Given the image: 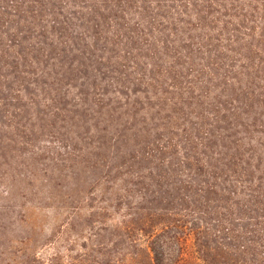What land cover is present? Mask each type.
Masks as SVG:
<instances>
[{
  "label": "trees",
  "instance_id": "trees-1",
  "mask_svg": "<svg viewBox=\"0 0 264 264\" xmlns=\"http://www.w3.org/2000/svg\"><path fill=\"white\" fill-rule=\"evenodd\" d=\"M85 106L111 127L48 187L57 231L35 249L21 195L0 264H264V0H0V177H24L17 119Z\"/></svg>",
  "mask_w": 264,
  "mask_h": 264
},
{
  "label": "rangeland",
  "instance_id": "rangeland-1",
  "mask_svg": "<svg viewBox=\"0 0 264 264\" xmlns=\"http://www.w3.org/2000/svg\"><path fill=\"white\" fill-rule=\"evenodd\" d=\"M70 93L73 97L74 94L71 90ZM139 101L135 103V108L125 107L123 102L112 103V109L118 113V116H122L113 119L125 123L128 118L124 117L123 113H139L143 109V101ZM73 104V98L70 97L64 102V107L75 110ZM77 109L80 110L79 112L85 113L87 117H21L19 120L17 119L20 124L34 129V131L27 139L23 138L28 142L24 149L14 151L12 154L15 160V164L12 165L15 169L14 173L16 172V175L23 174L22 180L19 183L10 184L4 180L7 179L6 177H0V206L5 207L4 210L0 209V216L2 212L4 215V220L0 221V226L6 228L0 235V251L7 247L8 242L6 241H13L14 247H19L20 244L14 241H20L27 236L22 230L28 229V227L10 214L15 203H18L21 199V195L41 207V209H32L30 212L31 222L29 220V224L33 229L35 249L41 247V245L43 247L49 244V240L53 237H51V234L53 235L57 231V226L61 222L63 214L61 215L59 211L52 207L49 208L54 203L47 193L48 187L58 184L59 189L61 188L60 190L64 191L65 187L72 181L70 176L76 171L73 169L74 164H70L69 157L83 156L80 158H84L88 156V159H92L91 156L86 154L93 143L90 137L95 136L93 140H96L98 139L96 137L103 135V133L100 135L95 134L94 128L101 130L111 127L110 120H107L106 117H93L89 106H85L84 109ZM18 134L24 136L22 133ZM1 135L4 136L3 142L11 137L14 138L5 130L4 132L1 131ZM29 160L31 163H28ZM0 163H2L0 176H6L8 172L12 173L11 168L3 165L1 158ZM82 183L84 191L87 192L89 186L84 184L85 182ZM7 189L11 192V198L10 193L9 195L4 194ZM5 215L12 216V218L7 220ZM27 231L32 233L29 230ZM44 249L41 250L42 255H48V247ZM186 259L187 261L184 264H192L191 257H186Z\"/></svg>",
  "mask_w": 264,
  "mask_h": 264
}]
</instances>
